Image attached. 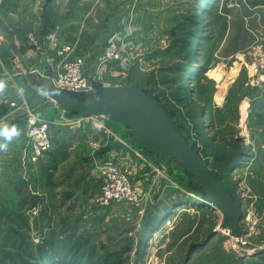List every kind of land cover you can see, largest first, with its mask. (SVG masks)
Returning a JSON list of instances; mask_svg holds the SVG:
<instances>
[{"label":"rangeland","instance_id":"obj_1","mask_svg":"<svg viewBox=\"0 0 264 264\" xmlns=\"http://www.w3.org/2000/svg\"><path fill=\"white\" fill-rule=\"evenodd\" d=\"M203 1L134 0L130 21L122 18L115 33L126 51L134 45L138 51L124 65L96 60L87 74L97 76L93 82L100 90L126 86L161 102L204 163L219 172L220 184L239 205L246 234L233 238L221 228V210L168 157L152 202L146 205L147 196L133 184L143 195L142 213L129 203L99 208L98 194L86 212L89 221L78 211V217L49 226L39 219L43 209L18 207L13 193L8 201L0 196V264H264V0H206L201 8ZM195 36L200 37L192 46ZM30 43L35 52L41 47L33 38ZM70 48L71 58L88 61L70 55ZM106 48L107 43L101 53ZM32 73L47 76L38 69ZM3 100L0 96L1 107ZM123 167L133 183L141 170ZM162 185L167 195L157 204L162 190L155 192ZM113 205L123 214L93 220L94 213L108 214ZM50 243L52 255L41 254Z\"/></svg>","mask_w":264,"mask_h":264},{"label":"crops","instance_id":"obj_2","mask_svg":"<svg viewBox=\"0 0 264 264\" xmlns=\"http://www.w3.org/2000/svg\"><path fill=\"white\" fill-rule=\"evenodd\" d=\"M133 3L134 0H4L0 4V82L4 84L0 90L4 98L0 130L7 126L17 132L10 140L0 136V144L6 145L0 148V196L8 201L7 194L13 193L18 207L43 209L39 219H46L49 226L78 217V211L82 212L80 219L89 221L86 212L100 192L99 165L104 157L141 170L133 184L147 196L146 205L152 202L154 183L165 173L157 156L144 149L122 123L104 117L105 123L96 128L80 122L79 117L66 119L57 114L60 106L54 99L30 86L35 74L32 71L47 74L65 46L73 48L70 55L85 56L91 66L96 64L108 37L120 29V20L130 21ZM16 36L25 39L27 51L19 49L21 43ZM32 38L41 46L37 52L32 50ZM31 115L51 122L53 147L39 162L27 164L24 156ZM145 164L151 166V171L143 170ZM167 187L158 188L155 193L162 192L155 203L164 201ZM110 209L108 214L92 211L93 220L105 222L123 214L114 205Z\"/></svg>","mask_w":264,"mask_h":264},{"label":"water","instance_id":"obj_3","mask_svg":"<svg viewBox=\"0 0 264 264\" xmlns=\"http://www.w3.org/2000/svg\"><path fill=\"white\" fill-rule=\"evenodd\" d=\"M16 40L21 43L19 49L27 51L25 39L16 36ZM50 77V68L46 77L36 73L30 86L35 91L45 92L59 104L58 115L69 120L75 117H109L122 123L144 149L157 155L158 163L172 157L195 178L193 184L202 188L206 199L221 210L224 217L221 228L229 230L233 238L241 239L246 234L241 224L239 205L220 184L219 172L204 163L182 134L179 122L155 96L143 90L119 86L100 90L90 100L84 101L57 89Z\"/></svg>","mask_w":264,"mask_h":264},{"label":"built area","instance_id":"obj_4","mask_svg":"<svg viewBox=\"0 0 264 264\" xmlns=\"http://www.w3.org/2000/svg\"><path fill=\"white\" fill-rule=\"evenodd\" d=\"M2 1V0H0ZM123 37L119 33H114L107 40L106 51L100 53L98 61L108 62L109 60L118 61L124 65L131 60L138 51L136 45L128 46L122 43ZM69 46L64 47L59 52V57L51 69V79L55 87L66 94H86L93 96L100 91L99 87L93 82L87 74V65L89 64L81 57L71 58ZM98 80L101 78L99 76ZM100 117H79V121L84 124L91 123L93 127L101 128ZM79 121H77L79 123ZM74 123V122H72ZM52 124L50 121L31 115L28 117L27 127V150L24 160L27 163H36L41 156L52 149ZM99 171L102 178V187L96 198V206L106 208L113 203H129L133 205L136 211L142 213L143 195L133 186L128 172L113 157H106L105 161L99 165Z\"/></svg>","mask_w":264,"mask_h":264},{"label":"trees","instance_id":"obj_5","mask_svg":"<svg viewBox=\"0 0 264 264\" xmlns=\"http://www.w3.org/2000/svg\"><path fill=\"white\" fill-rule=\"evenodd\" d=\"M205 1H206V0L203 1V5L201 6V8L204 6V2H205ZM201 8H200V9H201ZM200 36H201V35H200ZM200 36H199V37H200ZM199 37H197V36L193 37V39H192V41H191V45H192V46H194V39H195V40H198ZM197 64H198V62H197ZM194 68H195V66H194ZM194 68H193V69H194ZM189 72H190V71L188 70V73L185 74L186 81H187V78H188V76H189V75H188ZM187 75H188V76H187ZM186 76H187V77H186ZM69 95L72 96V97H74V98H78V99H79V97L76 96L77 94H69ZM80 100H83V99L80 98ZM162 106H163V105H162ZM163 107H164V106H163ZM192 186H193V188L196 189V190H201L202 193H203V195L205 196V194H204L202 188L197 187V186H195L194 184H193ZM203 202H206V200H204ZM49 245H50V247H48V249H47V248H44L42 251H40V253H41V254H44V255H46V254H51V255H52V253H53L54 251H49V250H53V249H51L52 244L50 243ZM53 248H54V247H53Z\"/></svg>","mask_w":264,"mask_h":264},{"label":"clouds","instance_id":"obj_6","mask_svg":"<svg viewBox=\"0 0 264 264\" xmlns=\"http://www.w3.org/2000/svg\"><path fill=\"white\" fill-rule=\"evenodd\" d=\"M4 88L3 82H0V90ZM14 135H17L16 129H9L7 126H4L2 130H0V136L4 137L7 140H10ZM6 145L0 144V148H4Z\"/></svg>","mask_w":264,"mask_h":264},{"label":"bare ground","instance_id":"obj_7","mask_svg":"<svg viewBox=\"0 0 264 264\" xmlns=\"http://www.w3.org/2000/svg\"><path fill=\"white\" fill-rule=\"evenodd\" d=\"M208 201V200H207ZM210 201H208V203H209ZM211 206H213L214 205V207L213 208H216V206H215V204L214 203H212V202H210L209 203ZM158 234L156 235V237L157 238H159L160 237V233L159 232H157Z\"/></svg>","mask_w":264,"mask_h":264}]
</instances>
